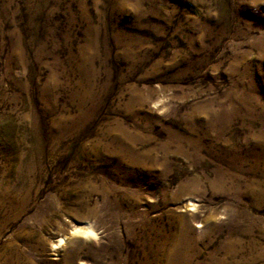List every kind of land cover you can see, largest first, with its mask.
<instances>
[{
	"label": "rangeland",
	"instance_id": "1",
	"mask_svg": "<svg viewBox=\"0 0 264 264\" xmlns=\"http://www.w3.org/2000/svg\"><path fill=\"white\" fill-rule=\"evenodd\" d=\"M209 263L264 264V0H0V264Z\"/></svg>",
	"mask_w": 264,
	"mask_h": 264
},
{
	"label": "bare ground",
	"instance_id": "2",
	"mask_svg": "<svg viewBox=\"0 0 264 264\" xmlns=\"http://www.w3.org/2000/svg\"><path fill=\"white\" fill-rule=\"evenodd\" d=\"M189 205L190 206H193V207H195L196 205H195V202H193V200H190V202H189ZM85 232H86V234H89V233H91V234H93L94 232L92 231V229H91V227H87L86 228V230H85ZM184 237V236H183ZM227 242V241H226ZM226 247V246H225ZM232 247V246H231ZM171 250V249H170ZM226 251H227V249H226ZM230 251V250H229ZM170 252V251H169ZM222 261V260H221ZM214 262V261H213ZM218 262V261H217ZM187 263H188V260H187ZM210 264V263H209Z\"/></svg>",
	"mask_w": 264,
	"mask_h": 264
}]
</instances>
